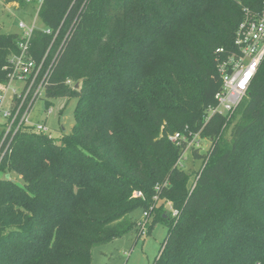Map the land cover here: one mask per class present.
Listing matches in <instances>:
<instances>
[{
	"label": "trees",
	"instance_id": "trees-1",
	"mask_svg": "<svg viewBox=\"0 0 264 264\" xmlns=\"http://www.w3.org/2000/svg\"><path fill=\"white\" fill-rule=\"evenodd\" d=\"M258 5L43 0L38 17L52 34L35 29L30 54L39 62L58 30L45 95L77 97L75 122L59 140L30 129L14 136L0 168V264H91L94 246L140 237L131 213L156 194L153 220L168 232L152 264H264V176L245 192L229 173L243 139L264 133V60L228 126L218 114L205 120L222 87L215 50L233 47L242 6ZM20 38L0 32V81ZM185 125L211 142L190 149L202 160L193 177L177 163L185 142L168 139ZM10 171L21 182L5 178Z\"/></svg>",
	"mask_w": 264,
	"mask_h": 264
},
{
	"label": "built area",
	"instance_id": "built-area-1",
	"mask_svg": "<svg viewBox=\"0 0 264 264\" xmlns=\"http://www.w3.org/2000/svg\"><path fill=\"white\" fill-rule=\"evenodd\" d=\"M32 2L34 0H25ZM38 13L43 0H36ZM242 17L239 21L233 36V47H219L215 50L217 73L221 80V90L214 95L215 104L209 107L205 120H209L212 115H220L227 127L233 119L240 103L247 97L250 85L255 78L258 68L264 60V0H259L257 8L242 6ZM18 26L25 29L18 42L19 52L13 54L10 59L11 69L7 73L6 80L0 88V166L6 156L11 152L14 136L25 129L49 135V129L43 123L32 124L29 121V110L34 101L41 97V93L50 77L55 58H52L49 65L44 68L45 60L58 35V30L53 34V39L39 62H36L31 54V37L34 26L28 27L20 21ZM46 34H52L49 28L42 29ZM31 100L26 104L27 98ZM51 110H49L50 112ZM192 138H187L181 132H175L168 136V139L177 144L185 142L186 147L178 160H181L187 149L197 148L201 135V130L193 133ZM51 137V136H50ZM205 164V163H204ZM0 173H3L0 171ZM4 176V173L1 177ZM158 189V187H156ZM135 196L142 197L141 191H135ZM157 202L159 196H153ZM155 205H151L148 210H143V220L138 221L140 234H144L148 227V218ZM178 210H172L171 215L177 216ZM140 235V236H141Z\"/></svg>",
	"mask_w": 264,
	"mask_h": 264
},
{
	"label": "rangeland",
	"instance_id": "rangeland-1",
	"mask_svg": "<svg viewBox=\"0 0 264 264\" xmlns=\"http://www.w3.org/2000/svg\"><path fill=\"white\" fill-rule=\"evenodd\" d=\"M37 5L34 2H26L25 4L6 3V0H0V32L16 33L22 35L25 29L18 26L20 21L24 22L28 27L34 26L36 29H44V25L36 11ZM4 81H0V88ZM31 100L29 96L26 104ZM77 97H48L44 91L41 97L37 98L29 110V121L32 124L43 123L49 129V135L59 140L63 134L69 133L75 122V108L77 105ZM49 110H51L49 112ZM186 124V122L184 123ZM187 138H192L191 129L185 125L180 131ZM228 130L225 137L228 136ZM199 140L197 149L199 152H205L211 149V142L204 136L198 135ZM264 152V133L250 134L246 136L238 147L235 154V160L232 162L229 173L232 177V188L238 191H249L251 189L253 178L256 176L259 181L264 176V155L256 157V150ZM202 160L193 159L189 149L183 154L179 161V166L185 168L188 174L196 173L200 169ZM1 168V166H0ZM1 171V169H0ZM11 172V171H10ZM5 175L8 180L21 182L18 174L11 172ZM3 173H0V177ZM6 174V169L5 173ZM158 184V183H156ZM7 185L2 187L3 190ZM135 196V192H134ZM137 197V196H136ZM160 200L154 201L152 205L157 207L151 211L148 223L151 227H147L145 233L138 239L137 235L129 232L121 237L115 238L107 243L96 245L91 250V264H152L155 257L161 249V245L168 232V227L158 220H153V216L159 218L162 215V207ZM160 207L158 210L157 208ZM150 208V207H149ZM166 209L171 211L169 203ZM142 207H136L131 217L136 221L143 220Z\"/></svg>",
	"mask_w": 264,
	"mask_h": 264
},
{
	"label": "water",
	"instance_id": "water-1",
	"mask_svg": "<svg viewBox=\"0 0 264 264\" xmlns=\"http://www.w3.org/2000/svg\"><path fill=\"white\" fill-rule=\"evenodd\" d=\"M79 83H76V86L75 87H78ZM7 177H8V174H7Z\"/></svg>",
	"mask_w": 264,
	"mask_h": 264
},
{
	"label": "crops",
	"instance_id": "crops-1",
	"mask_svg": "<svg viewBox=\"0 0 264 264\" xmlns=\"http://www.w3.org/2000/svg\"><path fill=\"white\" fill-rule=\"evenodd\" d=\"M14 4L18 5L17 3H14Z\"/></svg>",
	"mask_w": 264,
	"mask_h": 264
}]
</instances>
